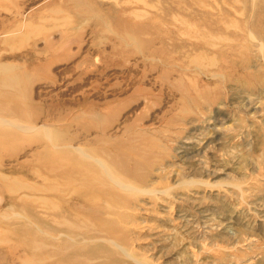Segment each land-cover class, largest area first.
Masks as SVG:
<instances>
[{
	"label": "rangeland",
	"instance_id": "obj_1",
	"mask_svg": "<svg viewBox=\"0 0 264 264\" xmlns=\"http://www.w3.org/2000/svg\"><path fill=\"white\" fill-rule=\"evenodd\" d=\"M0 264H264V0H0Z\"/></svg>",
	"mask_w": 264,
	"mask_h": 264
}]
</instances>
